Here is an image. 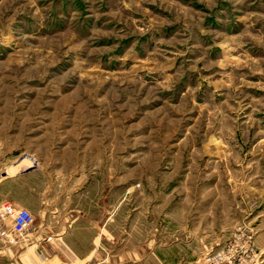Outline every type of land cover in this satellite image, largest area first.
<instances>
[{
    "label": "rangeland",
    "instance_id": "obj_1",
    "mask_svg": "<svg viewBox=\"0 0 264 264\" xmlns=\"http://www.w3.org/2000/svg\"><path fill=\"white\" fill-rule=\"evenodd\" d=\"M27 170L19 201L34 171L85 190L119 253L241 228L264 264V0H0V172Z\"/></svg>",
    "mask_w": 264,
    "mask_h": 264
},
{
    "label": "crops",
    "instance_id": "obj_2",
    "mask_svg": "<svg viewBox=\"0 0 264 264\" xmlns=\"http://www.w3.org/2000/svg\"><path fill=\"white\" fill-rule=\"evenodd\" d=\"M28 171L0 172V205L11 202L29 208L34 216L32 227L17 244L0 237V264H205L207 254L187 258L180 243L117 252L109 227L112 218L107 222L85 213V190L68 204H55L47 194L53 184L43 185L42 173L37 171L33 172L35 203L19 201L16 195L25 190ZM9 227L10 221L0 220V231Z\"/></svg>",
    "mask_w": 264,
    "mask_h": 264
},
{
    "label": "built area",
    "instance_id": "obj_3",
    "mask_svg": "<svg viewBox=\"0 0 264 264\" xmlns=\"http://www.w3.org/2000/svg\"><path fill=\"white\" fill-rule=\"evenodd\" d=\"M32 164L38 165L37 160L33 159ZM0 220L10 221V227L1 230L0 237L17 244L32 227L34 216L26 208L4 202L0 205ZM204 261L205 264H258L259 254L253 235L244 229H237L223 245L207 255Z\"/></svg>",
    "mask_w": 264,
    "mask_h": 264
},
{
    "label": "bare ground",
    "instance_id": "obj_4",
    "mask_svg": "<svg viewBox=\"0 0 264 264\" xmlns=\"http://www.w3.org/2000/svg\"><path fill=\"white\" fill-rule=\"evenodd\" d=\"M33 165V164H32Z\"/></svg>",
    "mask_w": 264,
    "mask_h": 264
}]
</instances>
